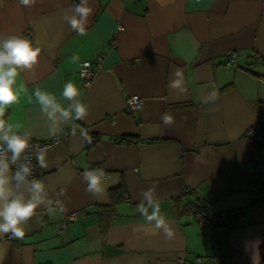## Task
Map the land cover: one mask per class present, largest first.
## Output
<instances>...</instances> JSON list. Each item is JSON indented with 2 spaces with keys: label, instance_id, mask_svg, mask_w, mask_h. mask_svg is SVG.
<instances>
[{
  "label": "crops",
  "instance_id": "crops-1",
  "mask_svg": "<svg viewBox=\"0 0 264 264\" xmlns=\"http://www.w3.org/2000/svg\"><path fill=\"white\" fill-rule=\"evenodd\" d=\"M80 2L37 0L24 7L0 0V42L19 35L41 48L38 63L19 71V99L5 109L6 123L28 142L59 139L42 149L46 168L37 160L36 179L51 209L36 210L23 225L24 238L0 235V264H175L179 258L264 264V211L253 191L261 177L255 146L244 137L247 127L264 123V0H88L93 11L83 36L65 19ZM228 51L237 54L233 65L224 64ZM99 55L86 84L78 64ZM173 80L180 85L171 86ZM69 82L88 115L65 121L57 113L53 135L34 93L51 94L68 108L73 101L62 93ZM133 94L144 102L129 115L126 99ZM165 113L173 118L169 125ZM81 131L98 136L91 148ZM123 136L133 141L121 142ZM99 166L108 173L107 187L93 195L83 172ZM121 183L125 196L103 235L96 206L108 204L110 189ZM153 186V200L174 229L171 240L136 211L143 203L151 214L143 193ZM19 191L27 198L26 186ZM197 201H209L214 212L237 210L242 220L199 225L190 212ZM72 212L77 219L58 233Z\"/></svg>",
  "mask_w": 264,
  "mask_h": 264
},
{
  "label": "clouds",
  "instance_id": "clouds-1",
  "mask_svg": "<svg viewBox=\"0 0 264 264\" xmlns=\"http://www.w3.org/2000/svg\"><path fill=\"white\" fill-rule=\"evenodd\" d=\"M36 2L37 0H19V4L24 7L34 6ZM87 5L88 0H81L74 7L75 14L65 17L72 30L81 36L87 34L85 25L93 11ZM40 53L39 46H34L30 40L21 38L19 35H12L0 42V141L6 143V150L0 148V235L10 234L11 238L16 239L24 238L25 228L23 225L36 214V210L41 205L50 210L49 205L52 203L47 199L45 185L41 180L29 181L27 179L32 171L29 164H20L13 172L11 165L17 164L21 154L28 147V139L16 134L13 131V125L6 123L3 119L7 106L16 103L19 99L18 92L14 88L19 71L31 70L38 63ZM174 74L177 77L181 76L179 69ZM180 82V80H173L171 86L178 87ZM34 95L40 103L42 111L53 122L50 134L54 135L57 131V113L65 121L73 118L84 120L88 115V105L76 99L80 92L71 82L65 84L62 93L66 100L73 101L68 108L62 107L54 96L39 89L35 91ZM161 119L165 125L173 122V118L167 113ZM15 127H19V125ZM73 134H75V130H73ZM81 135L86 142L91 143V137L86 131H81ZM9 152L11 153L10 158L7 155ZM37 160L42 167H47L43 150L37 154ZM83 179L87 183L86 191L90 194L102 193L107 187L103 168L86 169L83 172ZM13 181H15L14 186ZM25 186L28 193L27 198L24 192L19 191ZM154 192L155 186L143 193L148 205L152 208L151 214H148V209L143 203L137 207L136 211L143 213L147 221H154L155 229H163L165 238L171 240L175 236L174 229L166 224L165 218L160 214V203L153 200ZM59 210L65 211L62 205L59 206Z\"/></svg>",
  "mask_w": 264,
  "mask_h": 264
},
{
  "label": "built area",
  "instance_id": "built-area-1",
  "mask_svg": "<svg viewBox=\"0 0 264 264\" xmlns=\"http://www.w3.org/2000/svg\"><path fill=\"white\" fill-rule=\"evenodd\" d=\"M112 45L115 42L112 41ZM237 54L235 51H228L225 55V65H233L236 62ZM102 57L99 55L94 61H80L78 64V74L83 79V81L88 84L95 71L99 66ZM143 98L137 94L130 95L126 99L125 111L129 115H135L138 113L143 106ZM7 112L5 111L3 119L6 121ZM67 136V132L63 134V137ZM244 137L253 143L256 149V154L254 157V169L261 177V184L253 187V191L259 197V205L264 211V123H254L247 127L244 131ZM58 138L51 139L50 141H30L28 142V147L21 154L20 159L17 161L16 165H11L13 172L18 168L20 164H29L32 171L27 177L29 181L36 179L42 175V171L37 163V154L40 150L51 147L58 142ZM0 148L6 150V143H2ZM10 158L11 153H7ZM98 168H101L100 166ZM108 173L105 171V177ZM15 183V181H13ZM190 212L199 225L203 223H210L212 225H226L234 226L237 225L241 220L242 216L237 210H224L214 212L211 210V203L209 201H197L191 203ZM78 217L77 212H72L64 215L61 222L58 224L57 232L62 233L66 225L70 222L76 220ZM262 244L264 248V232L262 234ZM264 260V254H263ZM175 264H195L185 258H179Z\"/></svg>",
  "mask_w": 264,
  "mask_h": 264
},
{
  "label": "trees",
  "instance_id": "trees-1",
  "mask_svg": "<svg viewBox=\"0 0 264 264\" xmlns=\"http://www.w3.org/2000/svg\"><path fill=\"white\" fill-rule=\"evenodd\" d=\"M91 137V143L86 144L85 148L89 149L91 148L98 140V136L96 134H90ZM121 142H131L133 141L132 137H120ZM125 196V188L124 184L121 183L117 187L110 189L109 191V203L108 204H99L96 206L95 213L98 217L99 225L101 228V232L103 235H106L109 227V223L111 220V217L114 214V208L117 202L123 199ZM226 226V225H222Z\"/></svg>",
  "mask_w": 264,
  "mask_h": 264
}]
</instances>
